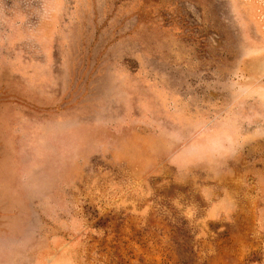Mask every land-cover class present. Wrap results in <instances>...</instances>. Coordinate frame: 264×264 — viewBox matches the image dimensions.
<instances>
[{"label":"rangeland","instance_id":"rangeland-1","mask_svg":"<svg viewBox=\"0 0 264 264\" xmlns=\"http://www.w3.org/2000/svg\"><path fill=\"white\" fill-rule=\"evenodd\" d=\"M0 264H264V0H0Z\"/></svg>","mask_w":264,"mask_h":264}]
</instances>
